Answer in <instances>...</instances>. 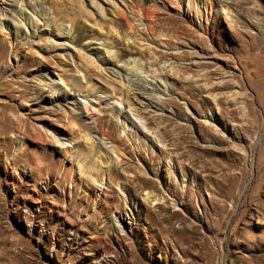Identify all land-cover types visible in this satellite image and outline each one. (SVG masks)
Masks as SVG:
<instances>
[{"label":"rangeland","instance_id":"rangeland-1","mask_svg":"<svg viewBox=\"0 0 264 264\" xmlns=\"http://www.w3.org/2000/svg\"><path fill=\"white\" fill-rule=\"evenodd\" d=\"M15 1L0 0V264H264V0H213L206 32L204 13L190 25L153 0H114L113 13L92 0L104 14L87 0ZM10 4L34 34L6 23ZM88 41L131 72L107 69ZM153 78L167 83L155 114L132 94ZM88 80L129 105L147 139L110 107L86 115Z\"/></svg>","mask_w":264,"mask_h":264},{"label":"bare ground","instance_id":"bare-ground-1","mask_svg":"<svg viewBox=\"0 0 264 264\" xmlns=\"http://www.w3.org/2000/svg\"><path fill=\"white\" fill-rule=\"evenodd\" d=\"M13 1H15V0H13ZM18 1L21 2V0H18ZM87 2H88V5L91 8L94 9V11L97 9L96 12L98 14H102L103 13L104 10H102V8L98 4H95L92 0H87ZM184 2L187 3L186 13H185V10H183ZM119 3L122 6L127 5V4H125V1H123V0H120ZM119 3H117L114 0H111V2H109V3L106 4L107 6H106L105 9L108 12L113 13L115 11L114 8L115 7H119ZM26 4L28 5L29 9L33 13V11H35L34 4L31 3V2H28ZM152 5H153V8L154 9H157L159 11H163V12H166V13H169V14L177 13V14H179L178 16L184 15L186 17V21L190 25H191V22L194 19V18L192 19L189 16V15H191L190 12H193L194 11V14L193 15H194L195 19H200V17L203 16V13H204L205 16H206V18H205V23H204V29L203 30H205V32H206V30H207V28H208L209 25L210 26L213 25V27L215 25L214 24V21H215L214 19H216V16H217L216 15L217 4L215 5V1H213V0H166V2H161V3H158L157 0H153L152 1ZM10 7H12V9H10V11H11L10 14H4V15H10V18H11V20L8 21V22L6 21V23L7 24H11L12 23L13 30H15L16 33H19V32L22 31V34H26L27 33V31L26 30H23V28H22L23 27L22 25L26 24L29 27H31V30H30L29 34H34L37 31V28H38L36 20H33V18H32L31 15L29 16V14H26L25 12H23V10H21L20 11V15L21 16L23 15V17L19 21H17L16 18H14L13 14H12V11H14L13 9L17 7V4L16 5L10 4ZM171 7L174 8V10H170ZM121 11H123V9H121ZM90 12H91V10H90ZM41 14H42L41 15L42 17H45V13L42 12ZM136 15L138 16L139 15V12H136ZM146 16H147V13H146ZM173 16H175V14ZM149 17L152 18V15L150 14ZM168 17H170V15ZM45 18L47 19V17H45ZM45 18H42V19H45ZM175 18L178 19L179 17H175ZM44 22H47V20L44 21ZM251 22H255V20L254 21H251ZM1 23H2V21L0 19V24ZM49 23H48V25H49ZM130 25L131 24H129L128 26H130ZM53 26H54V29H55V32L53 34L55 36L56 43H59V41H61V40L62 41H67L68 34L64 30L65 25L62 22H60V21L59 22L53 21ZM150 31H154V30H150ZM179 34H174V35L168 36V37L167 36H164V37L163 36H161V37L154 36V38L152 39V41H154L155 43H157V45H160V46L161 45H166L168 43V40L170 41V38H172V37L173 38H176V39L179 38L180 37ZM200 39H202L201 35H200ZM85 47H86V50L88 51V53H90V54L94 53V55H97L98 56V58H99L98 61H100L101 63L102 62L108 63L109 65L106 64L105 67L107 69H110L117 76H121L122 78H124V77L127 76V74H129V72H131V69H132L133 66H131V67H123L122 65L117 64L116 62H113V64H112L111 63L112 60L110 58V53H109V51L107 49H105L103 47L93 46V44L91 42H89V41L87 42V44H86ZM90 57H88V59L89 60H92V59H90ZM42 80H44V79H42ZM119 80H120V78H119ZM88 83L89 84H88V87L86 89V92H84V94H83L84 95L83 97L85 99L84 104H83V109H84L86 115L92 116V114H94L95 112H97L100 115L101 114L100 111L103 108H105V106H106V108L107 107L108 108L110 107V109H112V111L114 112V114L116 115V117L120 118L121 122H123L124 125H126L129 128H132L133 131L135 133H137V136L139 138H142L144 140L147 139V133H146L145 129H148V128H147V125H145L146 123L141 119V117L139 115L135 114L133 112V110H131V108H129V105L123 104V102L121 101L120 98L115 97L113 94H111L107 90L105 91V90H103L102 88H99V87H97V89L95 90V88H94L93 83L91 82V80H88ZM57 84H58L57 89L58 90L62 89L61 86H59L60 84L59 83H57ZM136 85H137L135 87L136 92H132L133 97H135V99H137V101L139 103L144 104L146 108L152 109V110H150L151 113L155 114L158 111H160L161 110V107H160L159 103L157 102V99L159 101L160 95L161 94L163 95V94L166 93V88H167L166 87L167 86L166 81L164 79H162V81L161 80H157V79L155 80L154 79L152 81H148L147 80L146 83L144 82V84L142 82L141 83H136ZM98 88H99V90H98ZM60 91L62 92V96H63L65 94V92H63L62 90H60ZM151 96H156L157 97L156 101H153L150 98ZM63 97L66 100L67 99H70V101L69 100L68 101L69 102H72L73 105H79V101H77L76 99H72L73 97H70V96H67V95H64ZM109 103H112V105H108ZM208 117L211 118V116H208ZM155 137H157L159 139L160 143L163 144V140L161 138V135L156 134ZM99 139L97 141L101 144L100 146H102V148L104 149V151H107V147L105 146L104 142H102ZM90 145H92V144H90ZM88 148H89V146H88ZM158 148H159V146H158ZM90 149H91V146H90ZM168 168H169V173L172 174L173 171H174V168L170 164H168ZM139 173L141 175L145 176L144 175L145 174L144 169L141 168V170H139ZM171 181H172V186H170V187L168 186L165 191L171 197L174 198V196H173L175 194L174 193V189L177 186L176 185L177 182H176V179H175V175H173V174H172V177H171ZM130 195H131L130 196V199L133 201V203L134 204H139V199L136 198L135 196H133L132 194H130ZM145 195H146V197L143 196V198H142L143 201H145L148 197H151V199H153L155 201L159 199L158 197L154 196L153 194H149L148 193V194H145ZM174 199H172L173 202L171 204H172V206L175 207V204L176 203L174 202Z\"/></svg>","mask_w":264,"mask_h":264}]
</instances>
